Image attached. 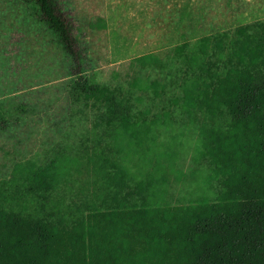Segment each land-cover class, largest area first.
Here are the masks:
<instances>
[{
  "label": "trees",
  "instance_id": "16d2710c",
  "mask_svg": "<svg viewBox=\"0 0 264 264\" xmlns=\"http://www.w3.org/2000/svg\"><path fill=\"white\" fill-rule=\"evenodd\" d=\"M22 1L69 60L71 101L98 112L114 138L149 151L157 118L134 108L136 74L126 91L96 83L59 0ZM167 58L146 54L128 64L133 73H163V83L147 86L152 103L166 99L189 118L201 116L199 155L215 197L154 206L151 176L128 184L125 168L101 150L86 162L104 192L99 204L62 210L52 200L63 176L55 164L18 165L0 184V264H264V19L182 42ZM8 124L0 110V129Z\"/></svg>",
  "mask_w": 264,
  "mask_h": 264
},
{
  "label": "rangeland",
  "instance_id": "374dc122",
  "mask_svg": "<svg viewBox=\"0 0 264 264\" xmlns=\"http://www.w3.org/2000/svg\"><path fill=\"white\" fill-rule=\"evenodd\" d=\"M59 3L74 25L87 77L126 91L136 74L141 90H133L141 102L134 108L157 118L149 151L136 152L123 137L114 138L100 123L98 112L71 101L69 60L38 20L35 7L22 0H0V110L9 120L0 129V184L12 178L18 165L45 167L53 162L63 175L52 193L59 208L93 207L104 192L96 190L93 165L86 162L103 150L105 157L125 168L128 184L151 176L148 201L154 206L213 199L217 184L199 155L201 116L189 118L166 99L152 103L147 86L154 80L163 83V73L155 68L133 73L128 63L146 54L167 61L170 49L182 42L262 20L264 0Z\"/></svg>",
  "mask_w": 264,
  "mask_h": 264
}]
</instances>
